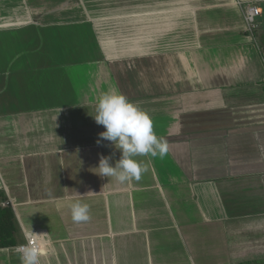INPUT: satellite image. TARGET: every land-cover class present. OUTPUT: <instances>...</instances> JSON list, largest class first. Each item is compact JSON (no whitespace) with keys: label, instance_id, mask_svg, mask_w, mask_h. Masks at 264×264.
<instances>
[{"label":"crops","instance_id":"crops-1","mask_svg":"<svg viewBox=\"0 0 264 264\" xmlns=\"http://www.w3.org/2000/svg\"><path fill=\"white\" fill-rule=\"evenodd\" d=\"M174 1L175 28L145 35L91 0H0V191L16 245L39 232L40 264H264V0ZM111 90L168 145L135 158L139 181L97 174L121 155L97 144ZM15 246L0 264H21Z\"/></svg>","mask_w":264,"mask_h":264},{"label":"clouds","instance_id":"clouds-1","mask_svg":"<svg viewBox=\"0 0 264 264\" xmlns=\"http://www.w3.org/2000/svg\"><path fill=\"white\" fill-rule=\"evenodd\" d=\"M95 122L102 125L105 131L99 133L101 140H106L119 150L120 158L110 165L108 156H101L98 175L114 178L119 183L139 181L147 168L135 158L151 156L163 159L168 152L167 142L158 138L153 129V121L147 112L129 101L123 94L111 90L103 93L95 108ZM71 219L74 223L88 222L90 217L89 205L75 202L71 205ZM21 264H40L41 253L35 247L20 245Z\"/></svg>","mask_w":264,"mask_h":264},{"label":"rangeland","instance_id":"rangeland-1","mask_svg":"<svg viewBox=\"0 0 264 264\" xmlns=\"http://www.w3.org/2000/svg\"><path fill=\"white\" fill-rule=\"evenodd\" d=\"M73 4L74 11L79 14L83 9L79 6V0H73ZM91 4L97 10H113L120 14H131L129 15L130 18L123 19L117 26L111 27L119 29L123 33L135 31L136 29L144 30L145 28V35H158L166 30L174 29L176 25L173 18L175 14L171 13L176 10L175 7L177 6L174 0H91ZM84 5L88 9L87 5ZM111 21L116 23L117 19ZM73 25H76V23ZM82 25L93 26L95 22L88 21ZM81 75V78H84V72H81Z\"/></svg>","mask_w":264,"mask_h":264},{"label":"built area","instance_id":"built-area-1","mask_svg":"<svg viewBox=\"0 0 264 264\" xmlns=\"http://www.w3.org/2000/svg\"><path fill=\"white\" fill-rule=\"evenodd\" d=\"M260 14L259 8L250 4L245 6L244 8V21H245V32L253 35L254 31L257 28L256 18ZM2 205H9L10 201L4 200L1 202ZM25 241L15 246V250L20 245H27L30 247H35L37 250L42 253L43 251V242L40 238V234L38 231H24Z\"/></svg>","mask_w":264,"mask_h":264},{"label":"trees","instance_id":"trees-1","mask_svg":"<svg viewBox=\"0 0 264 264\" xmlns=\"http://www.w3.org/2000/svg\"><path fill=\"white\" fill-rule=\"evenodd\" d=\"M4 199L5 194L3 191H0V248L16 245L15 216L10 206L1 204Z\"/></svg>","mask_w":264,"mask_h":264}]
</instances>
